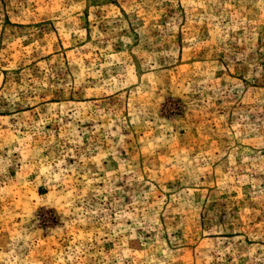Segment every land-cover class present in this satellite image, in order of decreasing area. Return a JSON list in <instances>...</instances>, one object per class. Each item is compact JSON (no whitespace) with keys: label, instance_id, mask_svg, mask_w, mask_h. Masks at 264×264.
I'll list each match as a JSON object with an SVG mask.
<instances>
[{"label":"rangeland","instance_id":"374dc122","mask_svg":"<svg viewBox=\"0 0 264 264\" xmlns=\"http://www.w3.org/2000/svg\"><path fill=\"white\" fill-rule=\"evenodd\" d=\"M0 264H264V0H0Z\"/></svg>","mask_w":264,"mask_h":264}]
</instances>
